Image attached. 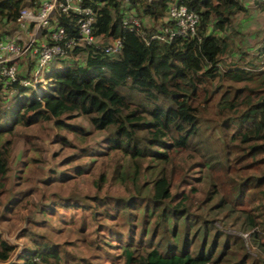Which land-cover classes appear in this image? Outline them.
<instances>
[{
    "label": "trees",
    "instance_id": "obj_1",
    "mask_svg": "<svg viewBox=\"0 0 264 264\" xmlns=\"http://www.w3.org/2000/svg\"><path fill=\"white\" fill-rule=\"evenodd\" d=\"M24 1L0 0V17L15 21ZM106 1L98 11L95 33L122 37L123 47L117 57L89 50L84 62L52 66L40 99L18 83L10 87L12 101L7 110L0 108V192L9 172L11 141L7 137L14 127L52 122L59 130L64 128L84 136L83 130L65 123L75 117L83 118L93 131L105 133L103 147L107 156L118 152L124 155L125 161L115 167L114 176L123 184L148 176L147 194L142 199L115 202L114 210L127 221L134 214L132 207L139 211V206H143V231L138 244L134 245L128 234V242L118 256L121 263L210 264L218 248L217 237L209 242L204 221L201 230H193V214L186 205V196L175 202V170L171 165L181 154L194 149L195 140L201 136V117L212 106L225 140L221 144L223 163L218 162L217 166L237 177L236 182L233 178L234 203L243 200L247 191L264 187V69L260 65L264 61V39L256 55L241 53V60L246 57L244 66L223 67L221 88L215 91L208 85L213 84L221 58L229 50L227 38L218 33L225 31L232 17L244 10L237 0H182L199 15L197 36L148 43L137 32L123 27L121 0ZM168 1L142 0L140 4L131 0V5L140 16L163 25ZM58 21L71 35L77 34L74 21L62 14ZM154 29L156 26L148 28L147 36ZM1 95L0 85V106ZM229 119L233 122L228 123ZM145 163L148 165L143 170ZM253 170L261 175L251 176ZM242 171L245 176L240 175ZM104 177L100 176V181ZM137 193L142 195V187ZM147 218L153 219L152 231L145 230ZM248 220L254 226L253 217ZM142 232L147 234L143 237ZM228 246L225 238L216 261L226 257ZM13 251L0 239V263L8 262ZM65 260L66 255L57 248L40 245L27 250L16 264H62Z\"/></svg>",
    "mask_w": 264,
    "mask_h": 264
},
{
    "label": "rangeland",
    "instance_id": "obj_2",
    "mask_svg": "<svg viewBox=\"0 0 264 264\" xmlns=\"http://www.w3.org/2000/svg\"><path fill=\"white\" fill-rule=\"evenodd\" d=\"M138 1L141 4L142 0ZM239 15L232 17L230 26L222 31L229 50L221 58L213 84L208 85L212 90L221 88L223 67L244 66L246 57L241 60V53L249 51L251 57L259 47V36L264 33L263 18L258 22L252 17L249 24V20L243 18L248 14ZM256 22L258 25L252 26ZM11 23L6 24L0 17V36L14 27ZM146 24L158 25L151 19ZM258 29L263 30L256 36L254 32ZM260 65L264 69V61ZM12 92L2 93V110L8 109ZM208 109L201 117V136L195 140L194 149L181 154L171 165L175 170L172 189V193L177 194L175 202L186 196V205L193 214V230H201L205 222L209 242L213 236L217 237L218 248L210 264L240 261L241 264H264V187L255 192L247 191L243 200L234 203L232 187L234 189L237 177L227 175L217 166L218 162L223 163L221 144L224 139L215 121V108ZM65 123L83 130L84 136L64 128L59 130L52 122H37L29 127L17 125L7 137L11 145L9 172L0 192V239L14 251L8 262L0 264L20 263L27 250H35L40 245L55 247L64 253L66 260L62 264H79V261L81 264H122L118 256L128 242V234L133 244H138L143 231V206L138 205L139 211L131 208L134 214L130 221L114 207L120 200L142 199L147 194L148 176L144 179L141 175L137 182L130 179L123 184L113 171L124 163L125 157L121 152L106 155L105 133L93 131L80 117ZM147 165L145 163L142 169ZM251 172V176L261 175L254 170ZM245 174L240 172L241 176ZM102 175L105 177L100 181ZM140 187L142 195L137 193ZM249 217H253L254 226L250 225ZM150 218L145 219L146 231L153 229ZM145 234L142 232L143 237ZM198 234L200 238V231ZM225 238L229 240L228 252L225 258L216 261Z\"/></svg>",
    "mask_w": 264,
    "mask_h": 264
},
{
    "label": "built area",
    "instance_id": "obj_3",
    "mask_svg": "<svg viewBox=\"0 0 264 264\" xmlns=\"http://www.w3.org/2000/svg\"><path fill=\"white\" fill-rule=\"evenodd\" d=\"M181 1H168L164 24L155 25L156 29L147 36V29L151 28L146 24L149 18L140 16L131 0H121L122 25L137 32L147 43L192 39L197 36L199 15ZM106 3V0H25L14 21L13 33L0 37L2 93L18 83L40 99L49 83L47 73L52 66L84 62L89 50L117 57L123 47L122 37L95 33L98 11ZM61 14L74 21L76 35L59 23Z\"/></svg>",
    "mask_w": 264,
    "mask_h": 264
},
{
    "label": "crops",
    "instance_id": "obj_4",
    "mask_svg": "<svg viewBox=\"0 0 264 264\" xmlns=\"http://www.w3.org/2000/svg\"><path fill=\"white\" fill-rule=\"evenodd\" d=\"M237 1L242 5V7H243L244 10L238 12L237 14H235L236 16H238L239 13H242V14L246 13V14H248L246 17H243V18H244V20H245V19H248V20H249V21H248L249 24H251L250 21H252V19H253L252 17H254V20L257 18L258 22H262V21H264V3L260 2V0H237ZM260 12L263 13V15H262ZM235 15H234V16H235ZM239 16H240V15H239ZM255 17H256V18H255ZM259 18H263L262 21H259ZM257 20H256V21H257ZM3 21H4L6 24H9V23H10V21L8 22V21H6V19H3ZM258 22L252 24V26L258 25ZM11 24L14 25V21H13ZM261 24L264 25V22L261 23ZM15 28H16L15 26H14V27H11L9 30L4 31V32L1 34V36H4V35H10L11 33H13V31L15 30ZM262 30H263V29H262ZM262 30H261V29L256 30V31L254 32L255 35H256V36H257V35H260L259 32H262ZM218 34H219V35H222V32H219ZM261 35H262V36H259V37L261 38V41H262V40L264 39V33L262 32ZM1 36H0V37H1ZM252 36H253V35H252ZM259 37H255V39L258 40ZM261 41H260V43H261ZM243 52H245V53H249V51H243Z\"/></svg>",
    "mask_w": 264,
    "mask_h": 264
}]
</instances>
